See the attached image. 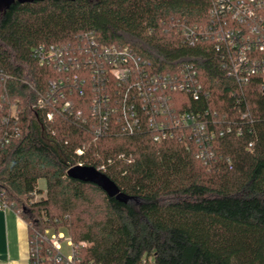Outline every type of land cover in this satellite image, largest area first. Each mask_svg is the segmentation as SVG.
<instances>
[{
    "label": "trees",
    "instance_id": "16d2710c",
    "mask_svg": "<svg viewBox=\"0 0 264 264\" xmlns=\"http://www.w3.org/2000/svg\"><path fill=\"white\" fill-rule=\"evenodd\" d=\"M209 9L210 0H33L0 8V67L13 78L9 93L21 130L0 154V192L36 230L88 242L82 264H264V73L240 102L242 90L214 45L183 42L180 26L207 24ZM86 32L100 44L133 48L157 74L178 76L194 65L204 95H176L178 110L210 109L221 120L240 121L247 107L253 122H244L243 135L215 141L211 167L178 140L156 143L146 133L96 138L75 120L47 122L30 108L32 87L44 91L59 75L39 68L33 50L80 45ZM83 93L73 96L77 106H85ZM79 163L105 166L102 172L133 199L120 202L68 177ZM41 179L47 198L29 205L30 195L42 194Z\"/></svg>",
    "mask_w": 264,
    "mask_h": 264
},
{
    "label": "built area",
    "instance_id": "2783aa9c",
    "mask_svg": "<svg viewBox=\"0 0 264 264\" xmlns=\"http://www.w3.org/2000/svg\"><path fill=\"white\" fill-rule=\"evenodd\" d=\"M209 18L205 25L180 26L183 42L188 46L212 43L223 70L242 90L239 101L246 103L244 89L264 73V0H210ZM32 56L39 68L59 77L51 79L44 91L32 87L37 97L30 108L47 122L57 117L75 120L96 138L146 133L156 143L178 140L190 151L192 144L196 159L211 167L216 160L215 141L241 136L244 122H253L247 107L240 121L221 120L210 109L178 110L182 103L176 95L185 94L194 101L204 95L194 65H186L178 76L157 74L133 48L100 44L93 32H86L77 46L40 44ZM12 79L0 67V154L21 135L20 110L9 93ZM262 89L264 93V79ZM85 91V106H77L73 96L78 92L83 96ZM77 153L82 155L83 150ZM9 209L14 206L0 192V211ZM28 227L30 264H82L80 252L90 246L88 242L75 244L63 230L41 232L31 224ZM63 243L71 250L69 255L63 252Z\"/></svg>",
    "mask_w": 264,
    "mask_h": 264
},
{
    "label": "crops",
    "instance_id": "0c3cea01",
    "mask_svg": "<svg viewBox=\"0 0 264 264\" xmlns=\"http://www.w3.org/2000/svg\"><path fill=\"white\" fill-rule=\"evenodd\" d=\"M0 264H30L28 223L15 209L0 211Z\"/></svg>",
    "mask_w": 264,
    "mask_h": 264
},
{
    "label": "water",
    "instance_id": "95a60500",
    "mask_svg": "<svg viewBox=\"0 0 264 264\" xmlns=\"http://www.w3.org/2000/svg\"><path fill=\"white\" fill-rule=\"evenodd\" d=\"M15 1L31 2L33 0H0V8L8 6ZM68 177L82 182L92 183L101 188L110 198L128 203L133 198L124 194L118 185L105 173L92 166H74L68 171Z\"/></svg>",
    "mask_w": 264,
    "mask_h": 264
},
{
    "label": "rangeland",
    "instance_id": "374dc122",
    "mask_svg": "<svg viewBox=\"0 0 264 264\" xmlns=\"http://www.w3.org/2000/svg\"><path fill=\"white\" fill-rule=\"evenodd\" d=\"M38 190H41L42 194L34 193V194L30 195V198L28 199L29 205L36 203V202H40V201L45 200L47 198L46 181L44 179L39 180ZM30 224L34 225V223H32V222H30ZM63 252L66 255H69L71 253V250L67 247V245L65 243H63ZM29 259H30V256H29Z\"/></svg>",
    "mask_w": 264,
    "mask_h": 264
}]
</instances>
